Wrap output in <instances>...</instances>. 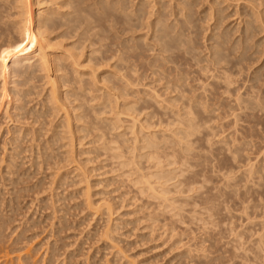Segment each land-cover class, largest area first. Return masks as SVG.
<instances>
[{"label": "bare ground", "instance_id": "bare-ground-1", "mask_svg": "<svg viewBox=\"0 0 264 264\" xmlns=\"http://www.w3.org/2000/svg\"><path fill=\"white\" fill-rule=\"evenodd\" d=\"M241 1H244V9L241 8V15L244 16V19L242 20V17L240 16V7L238 10L233 9V13L234 10L236 11L235 15L239 12V19L243 23L242 27H240L242 24L240 21L239 26L237 25L238 27L235 29L232 28L234 27L233 25L231 27L232 29H226L227 27L224 28L223 23L227 17L225 14L227 8L230 6V8H232V4H234L237 9V7L241 5ZM226 13L228 14L229 11ZM231 14L232 12L228 15ZM235 15L234 17L232 15V17H238V14L236 16ZM229 20V18L226 19L228 24ZM202 23H205L206 25L203 26ZM200 27L205 30L203 39L206 38L204 41L207 42L205 43L203 41V44L205 43L204 45L206 46V49H208V52L206 51L203 56L202 54L204 53V50L202 51L203 53L201 52V55L197 54L198 50L196 51V34ZM142 29H145L146 33L139 37L135 36V33ZM106 31L109 32V35H107V33L105 34ZM208 31L209 33H207ZM233 32L240 33H238L237 37L236 34L234 38L232 36ZM261 33L263 36L258 38V35ZM124 34H127V37L125 36V40L123 37L122 40L121 35ZM105 39H113V41L107 43ZM263 41L264 0H0V76H3V79L1 80L2 83H0V89L2 90V97L7 96L5 114H7L8 117L7 112L12 110V112H10L11 116H15L16 120L20 121L23 117L22 115L28 112L32 118H30L32 120L31 123L34 124L33 128H31L32 125H29L30 127H28V125L25 124L27 125L26 131H28L26 133L21 127H19L21 128V131L18 127H16L18 129L16 130L21 133L19 135L22 136V131H24L25 134L23 135V138H20L19 135L14 134L13 132L14 136H18L13 137V141L17 143L20 142V140L25 139V136L32 135L31 138H33L34 141L33 139L31 141L36 142V139L38 140L40 136L44 135L43 131L48 130L49 127L46 128V126L51 124L53 125V127L51 126V139L48 137L49 139L47 142L42 144L39 142L40 144L38 143L39 145H36L39 153L41 152L42 154V151L45 153V149H48L53 145H58L59 150L55 147L53 150L56 151L57 149L58 152H61V148H64L62 153H59V155L64 154V158L61 157V159L66 160H64V166H66L69 161L76 162L75 159L77 160V157L74 153L77 151V145L83 146L80 147L81 150L79 148L78 150L84 154L88 152H84V150H90V152L93 150V152H98L96 156L93 155L94 158L99 156V151L101 152V150H103L105 154L108 153L113 159L117 160V165H120L121 167H128L131 175H135L133 180L136 184H140L139 189L142 192L149 190V196L158 199L161 198V200L167 204L166 207L172 206V204L169 203L170 198L166 196V194L168 195L169 192L172 191L168 188L169 185L166 186V184L174 178L178 179L179 175L181 177L185 176V179H187L186 175H188L190 170H195L194 168L197 167H194L190 162H192L193 157V159L196 158L198 160L193 153V151H195L194 144L197 143L199 139L198 135L202 134L204 129L205 132L207 130L210 131L208 126L210 127L211 124H207V121L211 114H206L207 112H210V110H208L209 94L207 95V86L213 90L210 82L206 83L208 82L206 81L203 84L204 80L202 81V79H199L203 84L201 87L203 90H200L203 92L204 96L203 94L197 95V91L196 94L190 95V92L194 88L192 89V86L188 82V79L190 78L188 76L189 73L187 70L185 72L182 69L183 65L179 64H187L188 67L193 65L199 67V64L201 63V69L199 67L201 72L203 71L201 74H211L212 79L209 80H212L213 82L215 79V85L222 88L221 90L224 92L223 94L228 93V95L226 94L227 97L229 96L233 99L232 97L234 94L232 95L231 92L236 91L240 85V83L238 84L235 80L239 78V72L243 70V63L251 62L256 54L261 52L260 46ZM147 50L154 52L153 60L150 58L151 60L149 61V68L151 69V74L156 75L157 77V79H154L155 82L164 81V84L162 85L164 86L162 87V89H164V93H159L155 88H150L149 83H147L149 87H147V89H150L152 94L145 93L144 90V94L148 97L145 98L142 97L144 96L142 94L143 92L137 94L139 91H136L134 88H139L137 85L140 84V78H137L138 80L136 81L135 78H132L131 74L133 72L137 75L134 62L143 54V52ZM199 50L201 49L199 48ZM261 50L263 51L264 48ZM105 52H111L110 56L105 55ZM100 54H102V57L99 56ZM149 54L151 53L149 52ZM114 57L116 58V60L114 59L115 62H112V64L110 62V65H108V60L112 58L113 61ZM261 58H263V55ZM261 60L260 62L258 61L259 64L261 63ZM103 61L104 63L106 61L108 62H106L110 68L108 71V67H106V70L102 72L100 71L101 68H105V66L103 68V65H101ZM126 61H132L133 63L126 64ZM123 62L126 65H122ZM97 64L101 65L99 69ZM248 65L250 64H245L246 67ZM249 69H251V66ZM244 71L245 70H243L242 75L245 74ZM171 72H174V75H171ZM248 72L251 71L248 70ZM235 74H237L238 77ZM248 76L250 77V75ZM261 76L262 75L260 74H255L254 77H250L249 80H251V84L247 82L250 86L244 92L245 95L241 92L238 94L235 93L237 94V97L236 95L234 97L236 99L235 106L240 112L238 111L236 113V107H232V104L227 107V111L228 108L230 109V106L232 110L235 108L233 110V113H236L233 116L234 119H236L235 123L237 119L240 118V113H243V115H245L248 119H257L258 121L264 120V89H262L264 88V83L262 84V88H257L255 81H260V78L263 77ZM36 78L44 80L43 82H39L40 84L43 83L40 86L42 90L40 95L36 92L38 84L32 83V81L34 79L36 80ZM144 81L146 83V80ZM160 82L157 83L161 85L162 82L161 84ZM198 83L196 81V85ZM201 83H199V85ZM233 83H237L236 85H238V87L234 90L231 88L233 87ZM236 85L234 84V87ZM245 85L247 84L244 83V90ZM141 86L143 87L144 83ZM42 87L44 91L46 90L44 98L40 101L43 104V107H41L42 104L40 106L42 109H37L38 107L31 108L29 111L23 113L22 110L24 111L25 108L24 102L29 96L36 92L35 94H38L42 98ZM143 88L145 89L146 86ZM159 90L161 89L159 88ZM240 91L243 90L241 89ZM236 92H238V90ZM140 94L142 95L139 96ZM230 98L228 99L229 101ZM209 102L211 101L209 100ZM218 105L219 103L217 106ZM215 106L213 105L214 110ZM149 108H152L151 111H148ZM218 108L219 106L216 109L218 110ZM227 111L224 112L227 113ZM213 113L214 111L212 114ZM229 114L231 116V113ZM229 114H226V116L228 115L227 117H230ZM48 118H53L55 120L56 118L58 119L54 124L55 120ZM156 119L157 121H155ZM16 120L14 122H16ZM25 120L24 122H26ZM210 120L212 121V119ZM214 120L215 119H213V121ZM239 121H237V125ZM165 122L166 124H164ZM240 122L243 123L244 121L241 119ZM235 123L234 127L236 126ZM35 124H37L38 129L37 127L35 128ZM214 125L215 124L212 125L213 128ZM247 125L249 126V124ZM24 126L22 127L24 128ZM236 128L237 126L234 128L235 131ZM17 131L15 133H17ZM213 133L216 135L215 129ZM252 133L253 132L251 131V134ZM207 137V143L210 145L211 142L209 141L213 139H210L209 136ZM220 137L222 138V136ZM228 139L230 138L228 137ZM86 140L88 141L86 142ZM215 140L213 141L215 142ZM225 140L228 142L227 138ZM233 140L231 142H233ZM236 140L237 139L235 137V141ZM245 140L249 143L247 138ZM11 141L12 140L9 139L7 143H14ZM218 141L212 143L216 144ZM223 141L224 140L222 139L221 144L224 145ZM242 142H244L243 139ZM86 143L87 147L90 146L88 143H90L92 147L85 149ZM17 144L20 146L19 143ZM213 144L210 146H213L214 148ZM237 145H239V143ZM252 145L254 146L253 142ZM18 146L15 145L14 147ZM32 146L33 145H31V147ZM231 146L234 148L236 147L233 146V143ZM239 146L241 147V145ZM14 147L12 149L13 151L15 150ZM243 147H246V144ZM247 147L250 150L251 146L249 145ZM40 148L42 151H40ZM43 148L45 149L43 150ZM213 148H210V150L212 149L213 151ZM228 148L230 147L228 146ZM234 148L233 150L235 151ZM224 149L225 148H223L222 151ZM27 150L28 149H25V151ZM199 150H201V148H199ZM210 150L206 151L207 155ZM34 151L35 150L32 152ZM229 151L230 149L228 152ZM239 151L240 150L237 152L238 155H240ZM263 151L264 149H262L260 153ZM14 152L17 153L16 151ZM32 152V155L35 154L34 156H38V154L36 155L35 153L36 151L34 153ZM58 152L55 153V155L58 154ZM204 152H202V155ZM231 152L233 153V151ZM231 152L230 156L232 155ZM245 152L246 154L249 153V151L246 150ZM15 153L12 156H14ZM48 153L50 154L49 151ZM41 154V160H45L47 157L45 158V155L41 156ZM210 154L212 155V153ZM237 154L236 152L233 153V155ZM263 154L261 153L260 155H256L257 158L255 161H253L251 156H248L247 154V169L246 167L244 168V164H238L241 166L244 165L243 171L245 169L246 174L243 173V177L247 178L246 182H248L247 175H249L250 182L251 176H254V173H258L260 174L258 178L261 177V184L264 183V181H262L264 175L260 173V171H264V158L262 160H257L258 156L260 158ZM52 155L55 156L54 154ZM53 156L52 160L54 161V158L58 155L55 157ZM221 156L222 155L219 157ZM38 157L34 158H37L39 161ZM233 158L236 159V161L233 159L236 165V162L238 163L237 157L233 156ZM12 159L14 158L12 157ZM182 159L184 160L183 165H185L187 174L184 168H181V172H179L180 168H166L168 165H178ZM196 159L194 160L195 162H197ZM41 160L39 162H42ZM45 161L40 163V166L43 164L45 167ZM84 161H82L83 165H85ZM88 161H90V157L87 162ZM215 162L216 161H214V164ZM55 163L57 164L56 167H58L61 160L58 159V163L54 161V166ZM51 164L50 166L53 167ZM165 164H167V166ZM7 165L6 167H8V171L9 167L12 166L10 161ZM74 165H76V163ZM216 165H218V163ZM238 165L237 167H239ZM241 166L239 168H241ZM84 167L85 166H78L74 169L78 170L76 176H81V181L83 179L87 180L89 175L87 170L89 171L90 168L87 169L88 167ZM12 169L14 170V166ZM71 169L73 168L71 167ZM232 169L230 168V170ZM74 170H72V172L75 173ZM176 170L179 171L177 172ZM217 171L219 172V169H217ZM225 171L226 169L222 171L223 177L227 176L226 174L224 175ZM69 172L67 174L70 175L71 173ZM230 173L228 174L229 176ZM233 173V175L236 176L235 172ZM191 174H193L192 171ZM233 175L232 177H234ZM4 176L5 175H3V177ZM229 176H227V180H229ZM67 177L69 178L70 176L67 175ZM67 177L64 178L66 179ZM232 177L230 176V181L235 182V179L232 180ZM243 177L241 174V179H244ZM236 178H238V176ZM65 179H63V181H66ZM181 179L179 178L177 182L178 184L175 185L176 187L183 185L181 188L182 191L180 189V192H183L184 178L182 180ZM73 180L74 179H71V182ZM254 180L252 181L254 182ZM260 180H257L258 183H260ZM15 181L16 180L13 182L12 179L13 183H15ZM191 184L189 186H191ZM195 185L194 189H196ZM230 185H232V183ZM237 185H239V183ZM237 185H232L237 192L234 195L238 194V189L240 188H236ZM231 188H229L228 185L225 187V190H229ZM12 189L15 190L14 187ZM249 189L250 188L248 187V190ZM84 194L86 195V193ZM250 196L252 195L250 194ZM172 198L174 199V197ZM189 198H191V196ZM175 200H177V198H175ZM183 205L185 206V204ZM247 207L249 208V206ZM106 208H108L109 211L111 210L109 209L108 204ZM209 209L210 206L208 210ZM211 210H214L213 207ZM210 211H208V213H210ZM261 238H263V236H261ZM5 256H8V254H5ZM28 264L37 263L36 261H31L28 262Z\"/></svg>", "mask_w": 264, "mask_h": 264}, {"label": "rangeland", "instance_id": "rangeland-1", "mask_svg": "<svg viewBox=\"0 0 264 264\" xmlns=\"http://www.w3.org/2000/svg\"><path fill=\"white\" fill-rule=\"evenodd\" d=\"M241 2V5H239L237 9L235 8L236 5L234 4H232V8H230L231 6L227 8L226 12L229 11L228 14H230V12H232V14L228 15L225 12L227 17L225 18L223 23L224 28L227 27L226 29H235L239 26L241 21L239 19V12L240 16L242 17L241 19H244V16L241 15V10L244 9V1ZM238 8L240 9V11L236 13V15L238 14V17L233 18L236 12L235 10H238ZM233 9H235L234 13ZM228 18L230 19L229 24L228 21L226 22V19ZM202 24L203 26L206 25L205 23ZM232 25L234 27H232ZM242 25L243 23L240 25V27H242ZM106 33L107 35H109L108 31H106L105 34ZM145 33V29L138 30L135 33V36L139 37L142 36V34L144 35ZM207 33H209V31ZM238 33L240 32H233L232 36L234 37L237 34V37ZM204 34L205 30L200 27L196 34V51L198 50L197 54L201 55V52L204 50V53L202 52V56L206 53V51L208 52V49H206V46L204 45L207 42L204 41L206 40V38L203 39ZM125 36L127 37V34L121 35L122 40L123 37L125 40ZM258 36V38H261L263 34L261 33ZM105 41L107 43H110L111 41H113V39H105ZM203 41L205 42L204 44ZM263 43L264 41L261 44L262 47L260 46L261 52L257 53L255 56L256 59L254 57L251 62L243 63L242 68L243 70H245V74L242 75L243 70L240 71V75L238 74L240 79L237 78L238 76L237 74H235L237 76V79L235 81H237L238 84L240 83V85L238 87V85H236L237 83H233V87H231L233 90L238 87V92H236L237 90L231 92L232 95L234 94L233 97L231 96L233 99H231L229 96L227 97L228 93H226L227 95L223 94L224 92L221 90L222 88L215 85V79L213 82L212 80H209L212 79L211 74H201L203 72H201L200 70L202 65L201 63L199 64L200 69L196 65L188 67L187 64H179L183 65L182 69L185 72L187 70L189 73L188 76L191 78L188 79V82L192 86V89H194L190 92V95L196 94V91L197 95L203 94V92L201 91L203 89L201 87L204 82L208 81L206 83L210 82L212 84L211 88H213V90L210 89L209 86H207V95L209 94L208 110H210V112L206 113L209 115L211 114L210 118L207 121V124H211L210 127L208 126L211 133L209 130L205 132L204 129L203 133L198 135L199 139L198 142L196 141L197 143L194 144L195 151H193V153L195 154L194 156L197 157L198 160L195 158L197 161L195 162V159H193V157L192 162H190L194 167H197H193L195 170H190V174L188 173V175H186L187 171L185 169V165H183V159L180 160L178 165L176 164L167 166V164H165L167 166L166 168H180V171L178 170L179 172H181V168H184L186 174H184L185 172L183 174L186 175L187 178L185 179V176L181 177L179 175L180 179L184 178L183 192H180V189L183 185H180V188L176 187L179 178H174L172 179L173 181L170 180V182L166 184V186L169 185L168 188L173 192H169L168 195L166 194V196L170 198L169 203L172 204V206L168 207H166L167 204L163 200H161V198L158 199L149 196V190L142 192L139 189L140 184H136L133 180L135 178V175H131L128 167H121L120 165H117V160L113 159L108 153L105 154L103 150H101V152L99 151V156L94 158V156H96L98 152H93V150L91 152L90 150H84V152H90H86V154H84L83 152H80V147L83 146L77 145V151L74 153V155L79 161L74 158L76 162L69 161V165V162L67 161L68 165L66 166H64L66 160L61 159V157L64 158V154H61L62 156L59 155V153H62L64 148H61V152H58V145H56L57 147L53 145L48 149L43 148V150L45 149V153H43L42 149L40 148L42 154L41 152L39 153L36 145H39V142H41L42 144L47 142L49 138L51 139V126L53 127V125L51 124L49 126H46V128H49L47 131H43L44 135L39 137V141L36 139V142H32V135H28L25 136V139L17 142L20 145L18 146V144L13 141V137H18L16 135L14 136V134H21V128L26 133L28 132L26 131L27 125L28 127L32 125L31 128H33L34 126V124L31 123V115L27 111H29L31 108L37 107V109H42L40 108L42 104L40 101L44 98L46 90L44 91L42 87L43 95H41V98L39 96L42 92L40 86L43 83L40 84L39 82H43L44 80L36 78V80L34 79L32 81L33 84H38V88L36 87V92L39 95H36L35 92L34 94H32L33 96L31 95L28 97L30 100L27 98V100L24 102L25 108L27 110L24 108V111L22 110V112L27 113H25L26 115H22V122L21 120L17 121L15 116H11L10 112H12V110L7 112V117V114H5V110L7 107V96L2 97V90L0 89V264H28V262L31 261H36L37 264H264V183L261 184V177L258 178V176L260 175L258 173H254V176H251L252 180L255 179L254 182L251 180V178L249 182V175H247L248 182H246L247 178L243 177V173L246 174L245 169L243 171V166L245 165L244 168L246 167L247 169L246 165L248 163L246 157L250 155L253 161H255V159L257 158L256 155H260L261 153L263 154L264 152L263 151L260 153V151L264 149V120L258 121L257 119H248L245 117V115H243V113H240V118H238L237 121H241L242 119V121L244 122L242 123L239 121L237 125V121L235 123L236 119H234L233 117L239 111L235 106V95L237 97V94L239 92L245 95L244 92L250 86L249 84H251V80H249L250 77H254L255 74H260L264 77V50H261L264 48ZM199 48L201 50H199ZM149 52L151 54H149ZM110 54L111 52H105V55L107 56H110ZM153 54L154 52H151V50H147L140 56L141 59L140 57H138L134 62L137 75H135L136 73L134 74L132 72L131 76L132 78H135L136 81L140 78V84L137 85L139 88L134 87L136 91H139L137 94L142 93L144 90L145 93L152 94V91L150 89H147V83H149L150 88H155L159 93H164V89H162V87H164L162 86L164 84V81H161L162 84L160 81L155 82L154 79H157V77L156 75L151 74L152 72H150L151 69L149 68V61L151 59L153 60ZM101 55L102 54H100L99 56ZM262 55L263 58H261ZM114 59L116 60V58L114 57L113 61L111 58L108 60L109 63L107 61L106 62L108 63V65H110V62L111 64L112 62H115ZM260 60L261 63L259 64L258 61L260 62ZM106 62H102L101 65H103V68L105 66V68H101V72L106 70V67H108L107 71L110 69ZM127 63L133 62L126 61V64ZM248 63L250 65L246 67L245 64L247 65ZM123 64L126 65L124 62L122 63V65ZM101 65L97 64L98 69L99 67H101ZM250 66L251 69H249ZM248 70L251 72H248ZM171 75H174V72H171ZM248 75H250V77ZM205 76L207 79L205 78ZM263 77L260 78V81L255 80L257 88H262L264 86H262V84L264 83ZM2 79L3 76L1 75L0 83H2ZM199 79H202V81L204 80L203 84ZM144 80H146V83ZM196 81L197 83L199 82L201 84L199 85L198 83L196 85ZM157 82H160L161 85H159V83ZM143 83L144 86H146L145 89L143 88L144 86H141L143 85ZM244 83L247 84L245 85V90L243 88ZM234 84L236 85L235 87ZM159 88L161 90H159ZM214 89L216 90V92ZM241 89L243 91H240ZM144 92L142 93L144 95L142 97L146 98L147 96L146 94H144ZM142 94H140L139 96H141ZM37 98L40 100H38ZM229 98L230 101L228 100ZM209 100L211 102H209ZM215 103L216 106L219 103L218 110L216 109L218 106L216 107ZM230 104H232V107H236L235 114L233 113V110L235 108L232 110L231 106L227 111V107H229ZM213 105L215 106L216 111L214 110ZM41 107H43V104ZM151 109L149 108L148 111H151ZM213 111L214 113L212 114ZM224 111H227V113H225ZM229 113H231V116ZM226 114H229V116L232 118L227 117L228 115L226 116ZM58 118H56V120ZM25 119H27L28 121ZM48 119L55 120L53 118ZM210 119H212V121ZM213 119L215 120L213 121ZM15 120L16 122H14ZM24 120L26 122H24ZM56 120L54 124L57 122ZM155 121H157V119ZM234 123L237 126L236 131L234 129L236 127H234ZM164 124H166V122ZM213 124H215L214 128L212 126ZM216 124L218 128L216 127ZM247 124H249V126ZM35 125V128L37 127L38 129L37 124ZM22 126H24V128L26 129H24ZM250 126L252 127V130ZM16 127H21L19 128V132L17 131L18 129ZM221 128H223L224 130ZM214 129L216 135H214L213 133ZM15 130L17 131V133H15ZM24 131H22V136L19 135L20 138L24 137ZM251 131L253 132L252 134ZM207 136H209V138L213 140H215L216 138L215 142L219 140L218 143H220L213 144L215 142L213 140H210V145H214L213 148V146H210L207 143ZM220 136H222V138ZM226 136H228L230 139H228V137ZM235 137L237 139L236 141ZM226 138L228 142H226ZM231 138L232 140L234 139L233 142H231ZM246 138L249 140L250 144L247 140H245ZM9 139H11L14 143H7ZM222 139L224 140V145L221 144ZM242 139L244 142H242ZM88 140H86V142ZM252 142L254 143V146L252 145ZM232 143L233 146H236L237 148L232 147ZM238 143L239 145H241V147L237 145ZM245 144L246 147H243L245 146ZM248 144L251 146L250 150L247 147L249 146ZM15 145L18 147H14ZM27 145L28 147L30 145V147L28 148ZM31 145L33 146L31 147ZM88 145H90L89 147H92L90 143H88ZM225 145L227 146V148ZM12 146L15 148L14 151H16L17 153L12 150ZM228 146L230 148H228ZM54 147L58 150H53L55 149ZM89 147H87L86 143L85 149ZM78 148L80 150H78ZM199 148H201V150H199ZM210 148H213V151L212 149L210 150ZM223 148L225 149L222 151ZM233 148L235 149V151L233 150ZM25 149L28 150L25 151ZM206 149L208 151L210 150V152H208V155ZM227 149H230V151L228 152ZM30 150L31 152L35 150L36 152H34L36 153V155L38 154L39 157L34 156L35 154L32 155ZM47 150L50 152V154ZM238 150L241 151H239L240 155L237 154ZM245 150L249 151V153H247L248 156H246L247 154ZM54 151L55 153L58 152V154L56 155H58L59 157L55 155ZM231 151H233V153L236 152L237 155H233ZM202 152H204L203 155ZM230 152L234 157H237L238 163L236 162V165L233 161V156H230ZM14 153L15 157L12 156ZM199 153L201 154V156ZM210 153H212V155ZM40 154L41 156L45 155V158L47 157L45 159L46 161L41 160ZM52 154H54L56 157ZM104 154L106 155V157ZM220 155L222 156L219 157ZM9 156H12L14 159ZM52 156L55 157L54 161H56L57 163L58 159L61 160V163L58 164L59 168L56 167V163L54 166ZM263 156L264 154L261 155L260 158L258 156L257 160H262L264 158ZM34 157H38L39 161H45V167L43 164L42 166H40V163L42 162H39L37 158L35 159ZM89 157L90 161L87 162ZM80 159L82 161L86 159L84 161L85 165L82 164L83 162ZM234 160L236 161V159ZM9 161L12 165L9 167V172L14 166V170L12 169L10 173L7 171L8 167H6ZM214 161H216L215 164ZM12 162L14 163V165ZM73 163H76L77 166ZM217 163L219 166L216 165ZM239 163L244 165H238ZM50 164L53 165V167H51ZM237 165L239 167L241 166V168L237 167ZM78 166H85L88 167L87 169H91H89V171L87 170V173L89 174L87 178L88 181L86 179H83L81 181V176H76L78 170L74 169ZM71 167L73 169H71ZM230 168H233L234 170L232 169V171L230 170ZM211 169L213 170V173ZM217 169H219V172L217 171ZM224 169H226L224 175L226 174L227 176H229L228 174L230 173V171L231 177L234 174L233 172H235L236 176L233 175L235 178L232 177V180L235 179L236 184L234 181H230V176L229 180H227V176H225L226 178L223 177L222 171ZM72 170H74L75 173L72 172ZM191 171L193 174H191ZM68 172L71 174H67ZM260 173L264 175V171H260ZM241 174L244 179H241ZM3 175L5 176L3 177ZM67 175L70 177L68 178ZM63 176L67 177L68 179H65ZM237 176L239 179L236 178ZM4 178H6L7 180ZM12 179L13 182L14 180H16L15 183L12 182ZM63 179H65L66 181H63ZM71 179L74 180L71 182ZM263 179L264 177L262 178V181H264ZM257 180H260V183H258ZM237 182L239 183V185H237ZM231 183L233 186L237 185L236 188L240 187L238 189L237 195H234L237 192L235 191L236 189L232 185H230ZM246 183L248 186L246 185ZM190 184L191 186H189ZM194 185L196 189H194ZM228 185L229 188H231L232 186V188L234 189L231 188L227 190V187V189L225 190V187ZM13 187L15 190L12 189ZM248 187L251 190H248ZM197 189L199 190V192ZM245 189L246 191H248L246 192ZM249 192L252 196H250ZM84 193H86V195ZM187 193H190L189 196ZM190 196L191 198H189ZM172 197H174V199ZM175 198H177V200H175ZM107 204L109 205V209H111L110 211L108 210V208H106ZM183 204H185V206ZM209 206L210 209L208 210ZM247 206H249V208ZM212 207L216 213L214 212V210H211ZM207 210H211L210 213H208ZM261 236H263V238H261ZM5 254H8V256H5Z\"/></svg>", "mask_w": 264, "mask_h": 264}]
</instances>
